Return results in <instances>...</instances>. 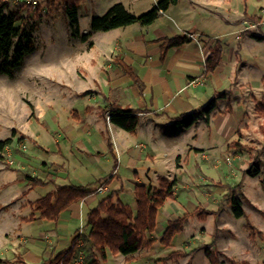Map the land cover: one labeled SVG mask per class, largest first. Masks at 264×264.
I'll return each mask as SVG.
<instances>
[{
	"label": "crops",
	"instance_id": "obj_1",
	"mask_svg": "<svg viewBox=\"0 0 264 264\" xmlns=\"http://www.w3.org/2000/svg\"><path fill=\"white\" fill-rule=\"evenodd\" d=\"M158 1L82 0L77 8V19L82 28L80 16L84 13L87 27L83 29L90 30L91 18L102 15L113 4L121 3L129 12L138 15ZM91 34L97 58L71 55V60L77 63L75 72L79 63H84L83 67L89 72L93 66L100 71L90 75L95 91L87 85L76 89L80 94L77 97L87 99V103L78 109L70 107L68 117L72 120L66 117V122L61 124L57 112L52 113L50 124L41 121L39 116L38 119L34 117L55 136L54 148L50 151L31 135L18 134L24 142L34 143L35 148L20 156L22 166L13 170L17 172L16 177L1 183L4 188L16 181L22 186L14 198L15 210L8 208L12 201L7 203L8 209L0 203V216L10 217L15 224L35 222L39 227L26 234L21 229L17 232L18 228L0 233V264L42 263L52 253L70 246L80 225L82 227L84 214L96 206L102 195L119 189L120 199L134 207L131 195L134 186L142 183L154 188L157 177H166L176 183L174 197L168 199L158 212L156 236L153 237L158 239L153 245L159 244L166 221L185 212L193 215L186 219L183 228L203 209L215 211L214 216L220 218L224 211L231 214L230 202L229 207L219 208L218 198L226 183L218 180L221 174L216 178V160L227 151L228 144L235 145L234 141L241 145L258 141L260 137L264 141L260 131V126L264 127V117L254 111L256 102L264 96V0H175L149 25L133 23ZM175 36H185L186 41L168 48L161 58V44L166 38ZM217 40L222 46L220 62L212 73L204 74V61ZM114 58L137 69L143 82L142 91L113 64ZM52 89L55 97L61 95L56 87ZM4 94L0 93V97L7 95ZM212 97L216 98L214 109L208 115L198 116L189 127L174 120L179 114L203 107ZM60 100L64 101L61 97ZM113 103L136 112L138 125L133 133L107 122V107ZM87 107L90 109L86 110ZM102 109H106L104 113ZM250 130H257L258 134L251 137ZM57 131L58 135L55 134ZM108 142L117 159L114 170ZM71 143H81L84 150H71ZM63 147L68 150L66 154ZM48 152H54V157ZM39 157L41 159L37 161ZM38 162L45 171L42 176L34 170ZM100 163L105 164L104 175L90 176L89 169ZM29 169L34 170L32 175L24 173ZM27 176L37 177L43 184L31 186ZM106 178L111 181L104 186V191H96L71 204L55 221L40 218L39 212L32 211L29 205L34 200L26 199L37 186L48 187L46 193L58 185L96 189ZM95 181L97 187H89ZM31 214L33 219H22ZM218 224L222 225L224 221L219 219ZM86 231L82 228L72 264H86L92 258L91 252L85 249L90 245L84 235ZM151 248L137 252L147 255L145 252ZM92 253L94 255L95 251ZM109 256L111 254L107 258Z\"/></svg>",
	"mask_w": 264,
	"mask_h": 264
},
{
	"label": "rangeland",
	"instance_id": "obj_2",
	"mask_svg": "<svg viewBox=\"0 0 264 264\" xmlns=\"http://www.w3.org/2000/svg\"><path fill=\"white\" fill-rule=\"evenodd\" d=\"M21 1L29 2L31 7L29 9L26 7L18 8L16 5ZM34 1L35 3L28 0H6L5 8V12L19 11L23 21L18 22L16 27L23 26L28 29L29 25L37 24L36 29L32 31L34 51L24 56L20 65L14 70L12 77L0 75V93L7 94V97H0V140L14 138L0 152V164L3 167L0 170V203L5 204L3 205L4 208H9L10 211L15 210L13 205L16 200L14 198L17 196L22 183L16 181L5 188L1 183L11 177H16L17 172L13 170H17L22 166L20 156L34 147V143L29 142V140L24 142L21 137H18V134L27 133L31 135L47 151L54 148L55 136L43 128L37 120L38 116L41 121L50 124L52 113L57 112L60 124L66 122L65 118H70L68 117V114L71 113L68 111L70 107L78 109L87 103V99L80 97L82 99L80 100L77 97L80 95L77 91L81 89L79 87L83 88L87 85L95 91V83L92 84L93 81L90 75L100 72L95 66H93L92 71H87L83 67L84 63H79L75 72L74 65H77V63L71 60V55H81L83 57L93 55L95 59L98 56V52L94 49L92 43V34L90 33L87 41H82L80 38V34L89 32V30L83 29L87 27L84 13L81 12L80 16L82 28L78 23L80 34L74 36V27L69 25V20L60 9V0L55 2L53 0ZM48 2L54 3L51 6ZM37 8H39L38 13H36ZM90 43L91 45H89ZM97 62L100 63V60ZM88 65L90 63H87ZM92 65H95V63L93 62ZM53 87L60 90L61 95L57 94L58 97H55V92L52 91ZM39 94L43 95L42 98ZM60 97L64 101H61ZM67 97L70 98L67 99ZM83 111L84 109L81 112ZM263 129L264 127L261 125L260 131L262 134H264ZM13 132L16 136H13ZM249 132H251V137L258 134L257 130H250ZM55 134L58 135V131ZM262 139L263 137H260L258 141H248L240 147L228 144L227 151L216 160V178L221 174L218 180L226 183L225 190L218 198L219 208L221 206L229 207L232 197L230 189H235L236 196L241 199L242 207L246 209L247 215L245 213V216L235 218L232 213L224 211L222 218L210 214L201 218L196 214L193 217L194 219L187 222L183 231L173 237L169 246L155 244L150 251L145 252L147 255H141L140 252H137L132 254L130 258L127 256L121 257L120 254L111 255L101 264H209L204 256V248H199V246L210 243H213L210 248L217 252L224 264H229V259L244 261L247 264H264V141L262 142ZM71 145V150H84L81 143H71ZM230 147L232 149H229ZM67 151L66 147H63L65 154ZM48 153L52 158L54 157V152ZM40 159L39 157L37 161H40ZM39 165L34 170L38 176H42L45 171ZM104 165V163H100L92 166L89 169V175L95 178L104 175ZM34 170L29 169L24 173L28 172L32 175ZM242 177H245V179L243 180ZM97 185L98 183L95 181L89 187L96 188ZM47 190L48 187L37 186L29 192L26 199L33 201L45 195ZM203 191L204 193L207 192L205 189ZM9 202L11 203L10 206L7 204ZM7 219L8 217L0 216V233L8 230L15 231L18 228L17 232L21 229L26 234L39 227L35 222L15 224L10 217ZM219 219L221 222L224 221V224H218ZM82 224L84 230V221ZM247 224L261 231L263 237L259 238L255 235L250 238L245 227ZM192 227H195V229H192ZM155 236V233L150 235V237ZM85 249L86 252L90 251L93 255V249L90 245ZM177 250H182L183 253L165 261L160 259L167 253Z\"/></svg>",
	"mask_w": 264,
	"mask_h": 264
},
{
	"label": "trees",
	"instance_id": "obj_3",
	"mask_svg": "<svg viewBox=\"0 0 264 264\" xmlns=\"http://www.w3.org/2000/svg\"><path fill=\"white\" fill-rule=\"evenodd\" d=\"M58 1V0H53ZM82 0H60V9L64 16L69 20V25L74 27L73 35H79L77 8ZM54 2H48L53 5ZM175 0H159L155 5L141 14H133L129 12L121 3L113 4L102 15H96L91 18L90 30L86 34H80L82 41H87L89 35L93 31H108L114 28L127 26L133 23L140 25L151 24L158 16L160 11H164ZM18 8H30L29 2L21 1L16 5ZM6 0H0V75L12 77L14 70L20 65L26 54L34 51V42L32 31L36 29L37 24L29 25L28 29L23 26L16 27L18 22H22V17L18 10L5 12ZM39 8L36 9V13ZM186 41L185 36H175L166 38L160 46L161 58H163L166 50L171 47L182 45ZM91 45V43L89 44ZM222 53L220 41H216L207 58L204 61V74H209L218 66ZM113 64L118 66L122 73L129 77L132 84L139 91L143 89V82L138 76L137 69L121 59L114 58ZM264 82V75L262 77ZM87 93V92H86ZM216 105V98L212 97L203 107L188 113L179 114L174 118L176 123L183 124L185 127L192 125L198 116L208 115ZM90 108L87 107L86 110ZM106 109H102V113ZM254 111L260 117H264V96L255 104ZM109 121L114 125L133 133L138 125V115L130 108H123L116 104H110L107 107ZM11 143V138L0 141V152L3 148ZM237 147L240 143L234 141ZM108 148L112 154L114 165L116 168L117 159L112 151L111 143L108 142ZM26 179L31 186L43 184V181L36 177L27 176ZM110 178H106L99 182L100 186L108 185ZM156 186L150 188L145 184H136L133 189V198L135 206L132 207L128 203L123 202L119 198V189L111 190L107 194L102 195L95 207L90 209L84 218V234L91 248L95 251L92 258L86 264H101L105 261L108 254L131 256L138 250L143 248H151L156 242V238L150 237L156 231L157 215L160 208L168 199L174 197L175 180H169L166 177H157ZM236 187V186H235ZM232 197L230 199L231 213L235 218L245 216L242 202L236 196V190L230 189ZM96 189H86L76 185H58L55 190L46 193L33 202H29L32 211L39 212V217L49 221H55L71 204L83 200L88 195L95 193ZM216 215L215 211L200 210L198 217L203 218L205 215ZM193 215L185 212L176 219L167 220L166 225L161 231L158 243L163 246H169L173 237L182 231L186 219ZM25 221L33 219V214L22 218ZM246 230L248 236L259 238L263 237L261 231L247 224ZM83 228V224H82ZM82 236V233L80 234ZM80 235L73 237L70 246L54 252L51 256L40 264H72L77 254V242ZM210 244H201L199 248H204V256L209 264H224L217 252L211 249ZM182 250L167 253L160 258L162 261L168 260L174 256L182 254ZM130 258V257H128ZM127 258V259H128ZM229 264H247L244 261H236L229 259Z\"/></svg>",
	"mask_w": 264,
	"mask_h": 264
},
{
	"label": "built area",
	"instance_id": "obj_4",
	"mask_svg": "<svg viewBox=\"0 0 264 264\" xmlns=\"http://www.w3.org/2000/svg\"><path fill=\"white\" fill-rule=\"evenodd\" d=\"M28 1H31L32 3H35V1L33 0H28ZM106 119L107 120H109V114H107L106 115ZM9 164H11V162H9ZM96 191H98V192H102V191H104V186H98L97 188H96ZM82 233V227H81V225H80V227H79V232H78V234L80 235Z\"/></svg>",
	"mask_w": 264,
	"mask_h": 264
}]
</instances>
